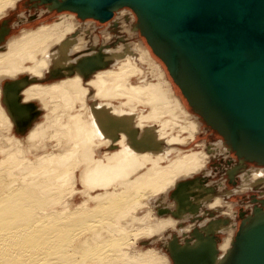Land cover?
Masks as SVG:
<instances>
[{
  "label": "bare ground",
  "instance_id": "1",
  "mask_svg": "<svg viewBox=\"0 0 264 264\" xmlns=\"http://www.w3.org/2000/svg\"><path fill=\"white\" fill-rule=\"evenodd\" d=\"M20 1L0 0V22ZM62 2L31 0L46 5L35 10L40 18L61 14L22 28L19 39L7 38L6 21L0 29V129L9 144H0V264H229L238 231L229 201L264 195V159L231 144L186 73L176 84L143 36L115 44L108 33L99 45L100 22L80 17L101 1L84 11ZM115 11L103 24L141 36L131 9ZM212 128L220 137L188 154ZM208 162L222 183L207 184ZM262 220L260 204L241 229Z\"/></svg>",
  "mask_w": 264,
  "mask_h": 264
},
{
  "label": "water",
  "instance_id": "2",
  "mask_svg": "<svg viewBox=\"0 0 264 264\" xmlns=\"http://www.w3.org/2000/svg\"><path fill=\"white\" fill-rule=\"evenodd\" d=\"M83 1L62 3L84 11L92 7L89 3L101 1L102 6L80 17L100 23L110 20L116 9H131L143 27L141 36L173 81L175 74L185 72L218 113L231 144L241 142L264 159V0ZM149 41L165 49L163 57ZM241 224L229 264H264V220L244 229Z\"/></svg>",
  "mask_w": 264,
  "mask_h": 264
},
{
  "label": "rangeland",
  "instance_id": "3",
  "mask_svg": "<svg viewBox=\"0 0 264 264\" xmlns=\"http://www.w3.org/2000/svg\"><path fill=\"white\" fill-rule=\"evenodd\" d=\"M30 2H31V0L20 1L18 3V9H15L14 11H12V10H8L7 11V14L5 16L6 18L3 19V21L0 22V29H1V25H2V23L4 21L9 23L8 24L9 25L8 30L10 28L11 29H10V33L8 34L7 38H10V37L14 36L15 38L19 39L20 38L19 35H20V32H21L22 28H24L26 30L38 29L39 27H41V25L43 23L45 25L52 24V23H54V21L57 20V17L61 14L59 12H56L55 10H53L52 12L46 11L48 13L40 18V17H38V14H37L38 12H36V11H38L37 9L47 10L46 5H41L38 8H35L34 6H32V5H34L35 0H33L34 3L29 4ZM63 13H65V12H63ZM21 14H23L24 17L26 18V20L24 22L25 24L24 23L22 24L18 20L19 17L22 16ZM87 20L88 21L90 20V22L94 21L93 19H87ZM17 22H18V24H21V26H19V27L14 26V24L17 23ZM113 22H116V21H113ZM95 23H97V22H95ZM122 27L125 30V32L120 27H115L113 24L107 25V23H105V24L98 23V26L95 25L94 35H97L99 45L102 44V42L104 40V36L106 34H108V33L112 34L111 36H113L115 44L124 42V43H134V45H135V44H137L138 40H142L140 38L142 36H139L138 34H136L135 36L134 35L131 36V35H129V33H127V29H128V25L127 24L122 25ZM114 43L112 44V46H114ZM100 70H102V69H100ZM23 77H25V76H23ZM23 77H20V79L23 78ZM50 82H52V79L51 78H47L44 81L43 84L47 85ZM175 94L177 96V92ZM24 102H27V101H24ZM28 102H31V101H28ZM30 104L33 105L32 103H30ZM40 113H41V116H42L43 114H45V111H41ZM5 116L9 119V117L6 114H5ZM36 117H34V118H36ZM198 130L200 131V127L198 128ZM213 132H215V131L214 130H212V131L207 130L206 131V130L203 129V132L201 133V135L197 139H195V142H197V143L191 144L190 148L187 149V150H189V149H192L193 147H196L197 150H195V151L194 150H190L188 154L193 153V152H198V153L200 152L201 153L202 150L204 151V148H205L204 146H202L203 144L204 145L206 143L207 144H212L211 142H214L215 140H217L218 137H220V136L214 135ZM6 137H7V134L0 129V144H2L1 146H3V147H9V144L5 140ZM21 139L26 140V143H27V140H29V138L27 139V138H22V136H18V142ZM52 143L54 144L55 141L52 142ZM42 146L44 147V149L41 152H44L46 150V148H47V143L44 142L42 144ZM203 154H204L205 157H208L205 153H203ZM233 156L236 157L234 153H233ZM149 160H152V159H148V160L144 159V161L147 163V165L149 164V162H148ZM235 160H237V157L235 158ZM107 161H108V159H107ZM112 161H110V162H112ZM217 164L220 165V163H217ZM221 164L222 165H226L227 161H223V163H221ZM205 168H206V173H207V175H205V176L208 177V180H210V182L207 183V184L211 185L212 183H216L218 181L221 182V183L223 182V181H220L221 177L219 176V174H221V173L217 172V169H214L215 171H213V169L211 168L209 162L207 163ZM227 186L224 184V188L233 189L232 188L233 185L230 183L229 180L227 181ZM260 193H261V191H258V192L257 191H250V192H248V193H246L244 195L243 194L242 195H237V196H233V197L230 198L229 208H230L231 211H235L236 212L235 219L237 220L236 224H238V229H239L240 224L243 222V218L247 217V216H249L251 214L252 207L259 206L260 204L262 205V207L264 206V204H262V202H264V195L262 196ZM166 216H164V217H166ZM219 219H225V217L220 215ZM221 237L223 238V235H221Z\"/></svg>",
  "mask_w": 264,
  "mask_h": 264
}]
</instances>
